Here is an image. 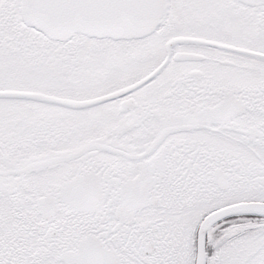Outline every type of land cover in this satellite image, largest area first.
I'll use <instances>...</instances> for the list:
<instances>
[{"label":"snow or ice","instance_id":"6c2138e0","mask_svg":"<svg viewBox=\"0 0 264 264\" xmlns=\"http://www.w3.org/2000/svg\"><path fill=\"white\" fill-rule=\"evenodd\" d=\"M0 264H264V0H0Z\"/></svg>","mask_w":264,"mask_h":264}]
</instances>
